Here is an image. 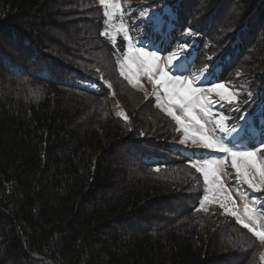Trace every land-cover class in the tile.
Listing matches in <instances>:
<instances>
[{
  "label": "trees",
  "instance_id": "obj_1",
  "mask_svg": "<svg viewBox=\"0 0 264 264\" xmlns=\"http://www.w3.org/2000/svg\"><path fill=\"white\" fill-rule=\"evenodd\" d=\"M124 1L182 74L236 87L225 124L264 145V0ZM104 12L0 0V264H264L233 216L199 210L202 176L171 117L120 75Z\"/></svg>",
  "mask_w": 264,
  "mask_h": 264
},
{
  "label": "snow or ice",
  "instance_id": "obj_2",
  "mask_svg": "<svg viewBox=\"0 0 264 264\" xmlns=\"http://www.w3.org/2000/svg\"><path fill=\"white\" fill-rule=\"evenodd\" d=\"M100 6L105 9V17L114 20L117 14L123 15V6L120 0H99ZM117 32H122L126 41H131L127 27L121 23ZM107 33H102L106 35ZM182 51L187 50V44L182 46ZM180 57L176 51L162 56L158 51H148L144 48L129 47L124 61L120 64V75L124 77L133 88H140L145 95H155L162 91L163 98L158 100L157 107L167 116L171 117L176 124V131L182 132L181 144L191 141L193 145H199L204 149H211L227 153L231 158V168L235 170L237 180L246 184L249 188L259 191L264 188V158H259L257 152L238 151L227 147L216 136V132L227 133L230 131L225 124V117L219 115L218 119H212L211 97L215 94L221 101L238 103V94L227 88L222 83L211 84L207 88L197 86L192 76L183 75L179 67ZM201 75L206 71L201 69ZM152 85L153 92L148 93L141 82L142 78ZM120 115H124L122 112ZM127 119L126 116H124ZM212 128H208V124ZM227 160L198 159L190 163V167L203 177L206 186V194L200 203V209L208 212L205 205L218 203L226 213L236 217V223L247 229L254 236L264 241V230H258L260 220L248 203L243 205V216L240 215L235 200L222 180L224 165ZM158 171V169H157ZM243 197V193H240ZM225 201L231 204L226 206ZM264 228V225L260 226ZM264 259V256L261 257Z\"/></svg>",
  "mask_w": 264,
  "mask_h": 264
},
{
  "label": "rangeland",
  "instance_id": "obj_3",
  "mask_svg": "<svg viewBox=\"0 0 264 264\" xmlns=\"http://www.w3.org/2000/svg\"><path fill=\"white\" fill-rule=\"evenodd\" d=\"M120 3L122 4V6H124L125 1L120 0ZM123 15H124V12H123ZM140 18H145V16L140 13ZM121 23H123L128 29V34L131 37L130 42L124 39L122 32L116 31V28ZM131 25L132 23L128 20V18L126 19L124 16L122 18L121 17L115 18L112 25L107 24V28L111 30V32L109 31L108 37H109L111 44L114 47L115 58H116V61L118 62L119 70H120V64L124 61V58L127 55V51L129 47H136V48L142 47L148 51H158L159 54H161L162 56H167L170 52H173L171 50H162L157 45L155 46L154 44H151L150 42L143 41L141 39V36L131 27ZM178 56L180 57V60H179L180 72H176V69L173 68V72H175L176 74L182 73L181 70L185 69L184 67L182 68V64L184 62V58L182 57V54H179ZM183 75L192 76L197 86L199 87L207 88L211 84L222 83L227 88H229L230 90L238 94V90L232 84L220 82L217 80H212L205 76H193L190 74H183ZM141 82L144 85V89H146L148 93H152L154 91L152 88V85L147 81L146 77L142 78ZM135 89L145 94L144 90H141L138 87ZM209 95L211 97L210 111L213 113L212 119H218L219 115H221V107L223 105L222 103L226 101H221L219 97L216 96L215 94H209ZM148 96H151L154 99L155 104L157 105L158 100L163 98V93L162 91H158L155 95H148ZM226 126L230 131H228L227 133H221L217 131L216 136L220 137L221 142L224 143L227 147H231L234 150H238V151H253V150L261 149V147L259 146L254 149H250L248 147V142L245 137L238 138L240 136V133L243 131L244 127L243 128L241 127L240 128H235V127L229 128L228 125ZM208 128L209 129L212 128L211 123L208 124ZM177 135H178V140L176 141V143L178 144L181 150H183L186 154L191 156L190 163L198 159L227 160V164L224 165V175L222 177V180L225 183L226 188L230 191L232 198L235 200L237 209L240 215L243 216L244 203H248L249 206L254 210V213L258 218H264V208L262 207L264 205V200H263V197L261 196V193L259 191L249 188L246 184H242L237 180L236 175H235V170L231 168V158L227 156V153H222V152H218V151L211 150V149H204L200 147L199 145H193L190 140L184 144H181L180 140L183 136V133L177 132ZM263 151L264 149L257 152V156L259 158H264ZM205 188L206 186L204 184V193L200 199V203L203 197L206 194H208L206 193ZM240 193H243V197L240 195ZM200 203H199V207H200ZM225 204L226 206L231 207V204H229L227 201H225ZM213 205L219 206L218 203L207 204L205 206L209 208L210 206H213ZM227 214L231 215L230 213H227ZM233 217L236 219L235 216ZM261 225H264V219H261L260 224L257 225L258 230H264V228L260 227ZM259 241L262 246V252H261V257H262L264 256V241L260 239Z\"/></svg>",
  "mask_w": 264,
  "mask_h": 264
}]
</instances>
